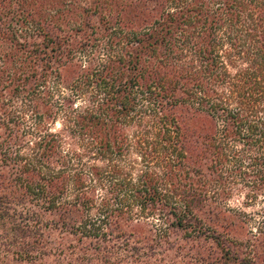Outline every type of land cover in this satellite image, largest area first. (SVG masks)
I'll return each mask as SVG.
<instances>
[{
	"label": "trees",
	"instance_id": "16d2710c",
	"mask_svg": "<svg viewBox=\"0 0 264 264\" xmlns=\"http://www.w3.org/2000/svg\"><path fill=\"white\" fill-rule=\"evenodd\" d=\"M194 1L163 7L154 27L133 33L132 50L121 23L110 26L119 54L101 64L97 88V72L69 80L75 92L88 90L90 105L66 112L59 132L43 122L49 106L63 110L57 102L33 112L32 127L21 116L49 76L62 79L51 64L59 50L43 45L27 52L33 61L17 76L0 72V111L12 108L0 117V264L92 256L118 264L152 256L176 233L211 241L221 254L198 253V264H259L239 256L237 214L218 206L237 186L249 202L264 194V0ZM11 87H29L17 110L6 96ZM205 208L228 232L207 228L198 216Z\"/></svg>",
	"mask_w": 264,
	"mask_h": 264
},
{
	"label": "rangeland",
	"instance_id": "374dc122",
	"mask_svg": "<svg viewBox=\"0 0 264 264\" xmlns=\"http://www.w3.org/2000/svg\"><path fill=\"white\" fill-rule=\"evenodd\" d=\"M144 1L148 2V0H0V72L10 70L8 73L12 77L17 76L18 66L21 70H25V68H22L24 63L29 67V62L33 61V59L27 57L29 56L27 52L43 49V45L59 50L58 54L56 53L53 56L54 61L51 64L58 62L55 65L60 66L58 71L63 77L56 81L53 79L55 74L49 76V83L43 84L40 91L42 95L37 98L39 101H33L29 105L30 108L23 110L27 117L23 114L21 116L26 121L27 126H34L35 121L32 113H42V107L46 102L48 104L57 102V104L62 105L60 108H63V110H59L52 107L53 105H48L49 110L46 112L43 122L51 132H59L67 125L66 112H80L83 108L89 107L90 93H88V90L75 92L71 89L70 84L74 77L97 72L93 80V86L97 88L101 77L104 76H102L101 64L102 66L109 64L112 60H115H109V58H117L118 55H115L119 54L109 44L112 38L117 42V37L112 35L111 31L108 32L110 26H113L116 30L121 28V25L124 27V32L129 36L123 41V46L126 51L132 50L134 43H130L129 39L133 37V33L136 30L140 32L143 28L154 27V21L158 19L163 7H166L167 12H172L185 6L188 9L191 6L189 1L192 4L195 3L194 0H168L167 3L160 0L146 3L143 6L142 2ZM209 1L213 2V0H203L201 2L198 0L197 2L206 4ZM214 4L215 2L211 5L214 6ZM117 22H120L121 25L119 26ZM46 32L49 36L57 38L56 40L52 38V44L43 38ZM167 39L172 40L169 36H167ZM126 60H128L127 55H125ZM35 62L38 64V59ZM74 74L76 75L74 76ZM39 77L38 74V79L34 83L35 87L40 83ZM114 77L113 72L109 78ZM70 79L72 80L69 81ZM137 82L140 85L142 83L140 80ZM28 88L26 87V90ZM26 90L15 92L11 87L10 91H6V96L8 93L7 98L15 100L13 106L16 110L24 105L25 102L21 99L26 97L24 96ZM50 95L51 97H49ZM10 109L12 108L9 106L5 109L6 111H0V113H3L0 117H4V114L11 111ZM29 140L32 141L33 139ZM22 152L23 154L26 153L25 151ZM247 192L241 186L235 187L225 200L219 202L218 210H226L230 213L225 214L230 216L239 215H236V218H231L237 227H241L239 231H236L239 233L238 235L236 233V238L242 243L239 256H251L255 260L258 258L256 262L263 264L264 236L259 233V226L264 225V218L262 217L264 216L262 214L264 194L249 202L246 197ZM208 204L213 208L211 203ZM208 210L205 208L202 213H198L199 218L203 220L207 228L211 230L215 228L218 233L223 234L228 232L219 228L220 226L225 228L228 225L227 222L217 221L213 215H209ZM243 221L247 222V225H243ZM148 222L150 223V221ZM157 224L158 222H156ZM234 230L238 229L234 227ZM247 243L251 247L247 246ZM65 244L77 245L72 240H68ZM87 244L88 241H85L82 246ZM154 248L153 255L148 258L140 254L138 257L127 260L122 256V259L118 260V264H125L127 261L134 264L136 260L140 261V264H198L197 258L199 262L202 260L197 256L198 253L205 256L212 252L216 254L214 257L218 259L221 255L211 241L204 239L190 241L180 233L170 234L165 243H160ZM70 260L66 258L62 264H67ZM87 261L100 264L97 256L80 257L73 264H85ZM49 263L50 260H48Z\"/></svg>",
	"mask_w": 264,
	"mask_h": 264
}]
</instances>
